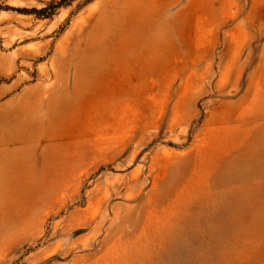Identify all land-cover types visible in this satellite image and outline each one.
I'll list each match as a JSON object with an SVG mask.
<instances>
[{
    "label": "rangeland",
    "instance_id": "374dc122",
    "mask_svg": "<svg viewBox=\"0 0 264 264\" xmlns=\"http://www.w3.org/2000/svg\"><path fill=\"white\" fill-rule=\"evenodd\" d=\"M0 264H264V0H0Z\"/></svg>",
    "mask_w": 264,
    "mask_h": 264
},
{
    "label": "trees",
    "instance_id": "16d2710c",
    "mask_svg": "<svg viewBox=\"0 0 264 264\" xmlns=\"http://www.w3.org/2000/svg\"><path fill=\"white\" fill-rule=\"evenodd\" d=\"M44 10H41V11H37V10H35V12H37V13H41V12H43Z\"/></svg>",
    "mask_w": 264,
    "mask_h": 264
}]
</instances>
